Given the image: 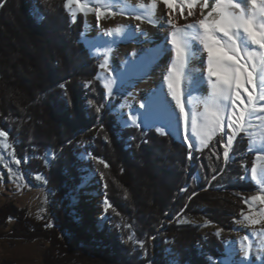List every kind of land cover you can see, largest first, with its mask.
<instances>
[{
  "label": "trees",
  "instance_id": "16d2710c",
  "mask_svg": "<svg viewBox=\"0 0 264 264\" xmlns=\"http://www.w3.org/2000/svg\"><path fill=\"white\" fill-rule=\"evenodd\" d=\"M65 1L0 0V130L21 168L45 177L52 214L47 220L0 205V223L7 226L0 239L40 241L41 264H211L224 257L222 240L201 234L197 218L229 229L246 209L256 183L238 179L254 158L245 134L238 135L231 160L224 161L218 137L189 159L173 134L124 128L106 107L97 113L107 103L96 78L100 62L80 41L85 15L72 23ZM82 151L108 165L92 159L112 205L107 236L95 238L72 214L69 192L82 169L93 166Z\"/></svg>",
  "mask_w": 264,
  "mask_h": 264
},
{
  "label": "snow or ice",
  "instance_id": "6c2138e0",
  "mask_svg": "<svg viewBox=\"0 0 264 264\" xmlns=\"http://www.w3.org/2000/svg\"><path fill=\"white\" fill-rule=\"evenodd\" d=\"M182 2L188 6L189 17L196 15L195 9L199 4L202 18L179 24L172 17L171 11L167 18L157 17L156 0H152L147 7L146 15L134 16L137 21L147 20L150 25L167 29L161 40L156 42L139 24L118 25L108 30H100L99 22L105 15V8L112 11L113 15L115 10L129 14L136 11L128 5L127 0H66L65 7L75 5V9L70 13L72 23L76 22L79 15L95 13L96 36L84 39L90 54L99 56L100 49H105L103 62L98 65L105 75L98 73L96 78L104 81L102 87L106 89L107 103L97 106L96 112L100 113L102 108L106 107L109 111L119 113L118 122L124 128L134 126L145 131L155 128L161 134H179L183 125V135L180 138L189 150V159H192L194 151L208 148L209 142L218 137L223 148V157L227 161L230 159V153H233L234 141L242 133L245 134L243 138L249 141L250 151L264 152V133H261L262 139L257 143L250 127L254 124L264 127V0H215L206 15L204 9L210 7L209 0H202V3L200 0ZM93 3L99 4L100 7H89V4ZM163 3L169 10L173 9L174 0H163ZM139 8L145 9V5L141 4ZM141 36L156 44L154 48L143 50L149 55H142L134 50L119 66L110 65L107 53L113 50L114 45L120 42L139 43ZM98 41L103 43L98 44ZM203 53L207 54L206 74L192 67V62L197 58L201 64L204 63ZM164 55L169 56V63L162 72L159 86L146 93L142 101L134 106L128 101V97H132L134 102L136 93L126 91L127 88H134V81L146 76L147 69ZM205 84L211 91L201 101L202 111L191 106L186 111V103L190 105L192 92ZM117 97H123L124 100L114 106L112 101ZM172 101L175 102L174 105ZM154 102H158L170 118L167 123H163V127H157L162 122L153 117ZM88 103L91 106L94 101ZM125 107L128 111H121ZM7 137L8 133L0 130V139ZM88 155L105 168L108 167L102 159ZM262 159L264 157H256L257 161ZM13 163L19 165L21 160L14 158ZM100 176L103 179V173H100ZM213 179L216 177L213 176ZM238 179L248 183L258 182L256 186L264 193V166H253L250 175L245 166V174ZM104 187L107 188V185ZM250 201H259L264 205V195H254ZM103 204L105 212L112 207L107 197ZM261 212L264 213V208ZM244 219L251 224L260 223V220L252 216H244ZM216 234L219 235V230ZM251 235H264V232L249 233L242 238L240 248L244 256L240 258L239 264H264V254L254 260L249 256V250L255 243L250 240ZM128 239L132 240V236ZM139 247L143 248V241L139 242ZM257 251L264 253V246H257ZM226 252L228 259L223 260L222 264H228V260L235 255V250L231 247L227 248ZM171 264L179 262L173 260Z\"/></svg>",
  "mask_w": 264,
  "mask_h": 264
},
{
  "label": "rangeland",
  "instance_id": "374dc122",
  "mask_svg": "<svg viewBox=\"0 0 264 264\" xmlns=\"http://www.w3.org/2000/svg\"><path fill=\"white\" fill-rule=\"evenodd\" d=\"M131 1L134 0H127V3H131ZM136 4V7L134 6L136 11L132 12L131 14L115 10V14L113 15L112 11L105 8V15L101 17L99 22L100 30H108L118 25L139 24L141 26L143 24H149L147 20H135L134 16L136 14L146 15L147 11L145 10L147 9V7L149 6L148 4L150 3H147V5H145V2L143 3V5H145V10H141L139 8L138 3ZM89 7H100V5L93 3L89 4ZM66 8L70 15L71 11L75 9V5L70 4ZM85 19L86 27L81 32V42H84L85 38L93 37V34H86L87 32L97 33V29L95 28V13H87ZM102 43L103 41L98 42V44ZM137 44V42L133 41L128 43L120 42L118 45H114L113 50L107 53L109 56L110 65L119 66L120 62L125 60L128 54L133 53L134 50L137 53H140V48ZM104 52L105 49L101 48V54L99 56H94L92 54L91 55L96 57L98 62L102 63L104 58ZM206 55V53H203V64H201L200 59L197 58L196 62H192V67L201 71L206 69ZM163 58L165 60L168 59L165 62L166 64H163ZM157 61L161 62L162 65L166 66L168 65L167 63H169V56H162ZM164 69L165 67L162 66V70ZM204 72L206 74V71ZM99 73L101 74V76L105 75V73L102 72L101 69ZM103 82V80H100L101 84H103ZM134 83L135 87H129L126 91L133 92L137 85H141L139 84V79L135 80ZM182 87H184L183 83ZM210 91L211 89L206 84L201 86L199 90L193 91L191 95L190 105L189 103H186V111L188 110L189 106L199 111V105L201 101L208 96ZM130 98L131 97H128V101L132 102L134 106H137L139 104L138 100L137 102H133ZM168 99L171 101L170 96L168 97ZM123 100V97H117L112 101V103L115 104L117 102L116 105H118L122 103ZM121 111L127 112L128 108L125 107ZM114 114L118 121L119 113L114 112ZM157 119L162 122L161 124L157 125V127H163V123H167L169 121L168 116L166 118L159 117ZM250 127L253 129L252 135L257 140V143H259V141L262 139L261 133H264V127L255 124L251 125ZM95 130L96 128L86 134V137H82L83 145L86 146L88 142L91 141L90 138H92L93 134H95ZM173 135L175 139L181 140L180 137L181 135H183V125H181L180 133ZM5 145L8 146L5 147ZM82 152V160L92 162L93 166L90 168L82 169L80 174H78V183L73 184V187L69 192V201H71L70 204L73 212L72 214L76 215L77 221L82 226V228H85L92 232L95 238H97L98 236H107L110 230L109 228L111 226L112 219L110 215H108V213L104 211L105 206L103 204V201L106 197L104 177L103 179H101V172L98 171V169L96 168V165L92 161V158H89V151ZM250 152L253 153L254 158L252 166L247 168L249 175L250 170L253 166H256L257 168L264 166V159L259 161L256 160L257 156L264 157V152L250 151L248 145V153ZM233 157L234 155L230 154L229 160H231ZM14 158L16 157L14 156L13 148L10 145L8 139H0V205L9 203L14 206H17L18 208H24L29 214L34 217L50 220V217L52 216L49 210L50 195L46 187L45 177L42 174H33L24 171L21 168V163L19 165L13 163ZM255 183L257 184L258 182ZM257 194L264 195V193L260 192L259 187L256 186V188H254L251 193H248L246 201H249V203H246V209L243 210L237 217L231 219L233 220V223L231 228L229 229H224L221 225L210 220L207 221L206 219H202L201 217L197 218V224H199L201 227V231H199L201 234H206L208 231L209 233L216 234L219 230V235H216L222 240L224 244L223 246L226 249L231 247L235 250V255H233L231 259L228 260V264H239L240 258L244 256V252L240 248V243L242 242V238L245 235H248L249 233L255 234L264 232V213L261 212V209L264 208V205H261L259 201H250V198ZM254 214L256 215V219L260 220L259 224H251L249 223V221L244 219V216H252ZM12 224V221H10V225ZM5 228H7V226H3V224L0 223V229ZM250 240L255 241L253 247L249 250V256L254 260L256 257L264 254L262 252L257 251V246H264V235H251ZM136 243L139 245V241ZM160 247L161 245L156 246L157 249H160ZM44 251L45 246L38 240H30L25 242L18 241L14 245H9L6 239H0V259L2 257L10 259L13 261L11 264H41ZM225 259H228L227 255L222 258L220 257L214 260L212 259L211 264H222V261Z\"/></svg>",
  "mask_w": 264,
  "mask_h": 264
},
{
  "label": "bare ground",
  "instance_id": "6f19581e",
  "mask_svg": "<svg viewBox=\"0 0 264 264\" xmlns=\"http://www.w3.org/2000/svg\"><path fill=\"white\" fill-rule=\"evenodd\" d=\"M144 2L146 3L145 5H147V3L151 4L152 0H134V1H131V3L128 2V5H130L131 7L135 8L136 5H137L136 3H138V5H141V3L143 4ZM214 2H215V0H209V6L210 7L208 9H204V14L205 15L207 14L208 11H210L211 5ZM200 3H202V0H200ZM150 4H148V5H150ZM156 4H157V8H156V16L157 17L164 16L165 18H167V16L169 15V12L171 11L172 17L179 24L190 23V22H192L195 19L202 18L200 16L199 4L197 5V7L195 9L196 15L192 16V17L187 16L188 6L186 4H184L182 2V0H174V5H173V9L172 10H169L167 8V6L163 3V0H156ZM181 10H183V15H181ZM145 11H147V9ZM143 15H145V14H143ZM140 27L142 29L146 30V32L156 42H159L161 40L162 35L165 33V31H167V29H165V28H157L154 25H150V24H143ZM86 34H93V37L96 36V33L87 32ZM139 40L141 42H139L137 45L140 48V51H139L140 54L149 55L148 53L144 52L143 50H147L149 48H154L156 46V44L146 41L145 37H143V36L139 37ZM98 42H100V41H98ZM167 60H165V59L162 60L163 64ZM195 62H196V60H195ZM162 66L166 67L165 65H162L161 62L156 61L154 64H152L147 69V75L144 76L143 78L139 79V82H140L139 84H141V85H137L136 88L133 91L134 93H136V98H135L136 101H134V102H137V100H138V102L140 103L146 93H149L152 89L157 88L159 86V84H160V82L162 80V72L165 70V69L162 70ZM202 71H206V69H204ZM130 99L132 100V97ZM174 103L175 102L172 101L173 105H174ZM199 111H202L201 103L199 105ZM167 116H168V114L165 112L163 107L158 102H154L153 117L155 119H157L159 117L166 118ZM168 119H170L169 116H168ZM252 216L253 217L255 216L254 218L256 219V215L255 214L252 215ZM256 244H258V243H256Z\"/></svg>",
  "mask_w": 264,
  "mask_h": 264
}]
</instances>
